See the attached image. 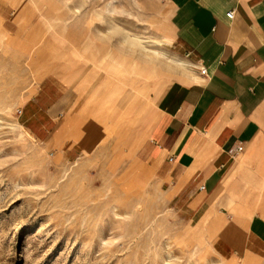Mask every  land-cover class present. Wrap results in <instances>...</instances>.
<instances>
[{
  "label": "rangeland",
  "instance_id": "rangeland-1",
  "mask_svg": "<svg viewBox=\"0 0 264 264\" xmlns=\"http://www.w3.org/2000/svg\"><path fill=\"white\" fill-rule=\"evenodd\" d=\"M3 7L14 23L0 18V264H264L218 253V218L172 199L136 157L151 88L183 72L166 45L167 0ZM72 73L85 136L69 160L19 109L43 78Z\"/></svg>",
  "mask_w": 264,
  "mask_h": 264
},
{
  "label": "crops",
  "instance_id": "crops-1",
  "mask_svg": "<svg viewBox=\"0 0 264 264\" xmlns=\"http://www.w3.org/2000/svg\"><path fill=\"white\" fill-rule=\"evenodd\" d=\"M167 1L166 45L190 70L151 88L136 157L172 199L218 218V253L263 256L264 0ZM13 15L0 8L4 22ZM79 78L46 76L19 109L22 126L69 160L85 136L73 114Z\"/></svg>",
  "mask_w": 264,
  "mask_h": 264
},
{
  "label": "built area",
  "instance_id": "built-area-1",
  "mask_svg": "<svg viewBox=\"0 0 264 264\" xmlns=\"http://www.w3.org/2000/svg\"><path fill=\"white\" fill-rule=\"evenodd\" d=\"M227 17H228V19L233 20V19H234V11H230V12H228V13H227ZM201 72H202V74H205V73H206V70L202 69ZM19 113H20V111H19ZM242 151H243V147H238L236 150H234V151H230V154H231L233 157H235L236 155H238V154L241 153ZM173 160H174L173 157H171V158L169 159L170 162H173Z\"/></svg>",
  "mask_w": 264,
  "mask_h": 264
},
{
  "label": "bare ground",
  "instance_id": "bare-ground-1",
  "mask_svg": "<svg viewBox=\"0 0 264 264\" xmlns=\"http://www.w3.org/2000/svg\"><path fill=\"white\" fill-rule=\"evenodd\" d=\"M109 8V7H108ZM161 53V52H160ZM160 53H157L160 55ZM164 53V52H163ZM165 54V53H164ZM164 54H161V56L163 55L165 57ZM171 61H173L180 69H182L183 71H188L190 70V65L189 63H187V61H181L179 59H172ZM28 133V132H27ZM29 134V133H28ZM31 135V134H29ZM32 136V135H31Z\"/></svg>",
  "mask_w": 264,
  "mask_h": 264
}]
</instances>
